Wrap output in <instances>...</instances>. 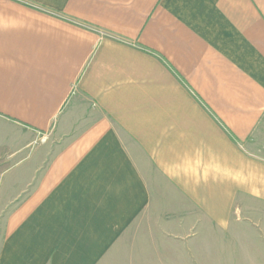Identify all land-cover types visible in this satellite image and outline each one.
I'll list each match as a JSON object with an SVG mask.
<instances>
[{
	"label": "crops",
	"instance_id": "0c3cea01",
	"mask_svg": "<svg viewBox=\"0 0 264 264\" xmlns=\"http://www.w3.org/2000/svg\"><path fill=\"white\" fill-rule=\"evenodd\" d=\"M264 207V0H0V264L111 262L128 232Z\"/></svg>",
	"mask_w": 264,
	"mask_h": 264
},
{
	"label": "rangeland",
	"instance_id": "374dc122",
	"mask_svg": "<svg viewBox=\"0 0 264 264\" xmlns=\"http://www.w3.org/2000/svg\"><path fill=\"white\" fill-rule=\"evenodd\" d=\"M246 222L230 234L207 229L184 239L144 225L128 232L111 262L102 264H264V207L256 206Z\"/></svg>",
	"mask_w": 264,
	"mask_h": 264
}]
</instances>
